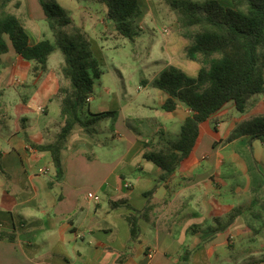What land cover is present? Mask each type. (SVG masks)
<instances>
[{
  "label": "crops",
  "instance_id": "crops-1",
  "mask_svg": "<svg viewBox=\"0 0 264 264\" xmlns=\"http://www.w3.org/2000/svg\"><path fill=\"white\" fill-rule=\"evenodd\" d=\"M219 1L225 6L231 5L229 0ZM140 5L142 8V0ZM101 6L89 3L82 10L88 30L80 26L89 33L92 45L94 37L105 33L106 28H111L116 38L121 36L114 23L106 19L105 6ZM9 7L25 23L32 44L46 35L52 38L49 27L44 29L35 23L34 11L38 19L46 20L36 0H10L7 9ZM96 10L102 12L96 13ZM145 12L142 8L140 17L144 18ZM27 22L31 23L29 28ZM139 40H144L140 34L135 42ZM189 43L176 27L160 45L161 53L165 54L160 70L172 64L196 76L201 65L185 57L184 49ZM9 46V52L1 55L0 63L9 70L21 67L33 87H27V96L17 103V109L22 105L30 107V116L19 110L12 111L8 95L7 99L0 97L7 119L12 120L16 112L17 120L23 122L17 130L4 132L0 128L1 161L10 175L7 178L0 172V232H8L13 237V240L0 238V264H264V193H261V201L246 209L227 231L196 249L204 235L202 230L212 225L215 217L225 216L234 207L244 204L243 195L253 197V193H220L218 189V182L223 186L228 184L222 178L225 162L247 176L248 185L251 182L247 158L237 149L240 144L251 149L264 175L263 141L250 143L249 137L243 136L229 144L222 142L238 122L264 114V94L256 96L237 118H232L230 109L236 107L234 101H230L211 120L201 124L195 149L167 186L164 183L158 186L153 196L157 206L149 221H141V236L128 248L131 232L125 216L133 210L123 206L111 209L110 201L127 198L135 208L145 206L146 192L156 185L162 170L143 155L175 137L190 114L189 109L180 103L174 111L164 110L162 106L168 94L152 87L155 90L153 102L136 96L119 101L116 97L103 98L96 105L98 111L118 110V121L112 118L102 121L92 134L76 127L62 152L63 177L58 178L50 153L37 150L31 143H50L61 129V100L57 95L61 77L48 65L46 71L33 78L29 69L34 63L22 59L10 43ZM152 62L160 63V60ZM149 88L140 80L137 90L140 94ZM90 98L89 102L96 99L93 95ZM54 100L59 105V118L39 127L37 113L42 111L49 116V106ZM126 107L142 110L144 114L127 111ZM227 113L229 121L217 124L214 130L211 122ZM132 119L140 122H132L134 126L130 127ZM222 126L224 135L218 136L216 133ZM204 136L208 137V148L200 151ZM223 150L227 155L224 156ZM126 181L131 183L129 190L124 187ZM89 192L96 193L99 201L89 199ZM252 213H256L255 216ZM190 250L194 252L188 262L185 254Z\"/></svg>",
  "mask_w": 264,
  "mask_h": 264
},
{
  "label": "trees",
  "instance_id": "trees-1",
  "mask_svg": "<svg viewBox=\"0 0 264 264\" xmlns=\"http://www.w3.org/2000/svg\"><path fill=\"white\" fill-rule=\"evenodd\" d=\"M40 1L54 38H42L32 44L23 20L7 12L10 0H1L0 57L10 50V43L18 56L35 64L33 71L38 75L48 69L52 53L57 50L62 53L60 69L65 83L59 82L57 95L61 100L63 124L52 142L31 143L37 150L50 153L57 177L62 178V152L74 129L81 127L92 134L102 121L117 118L119 111H86L87 99L95 90L96 79L103 73L99 60L93 54L92 41L83 28L72 25L71 18L57 0ZM82 1L105 6L106 19L114 23L121 36L133 40L138 35L136 21L142 14L140 0ZM162 1L175 14L179 33L190 41L184 49L185 57L197 61L201 67L198 74L192 76L170 64L153 79L141 80L143 85L168 94L162 106L164 110L174 111L181 103L189 109L190 114L175 137L167 139L161 148L146 151L143 155L162 170L156 185L146 192L148 200L145 206L135 208L127 198L110 201L111 209L123 206L133 210L125 216L131 232L128 248L141 236V221H149L157 206L153 196L158 186L163 183L167 186L166 183L181 163L195 149L200 139L201 124L211 120L230 101H234L237 111L243 113L256 96L264 94V0H232L233 6H225L219 0ZM132 122L138 124L140 121L132 119L129 121L130 127L134 126ZM243 136H248L250 143L255 140L264 142V114L241 120L222 142L229 144ZM246 158L253 178L250 204L238 205L227 215L215 217L214 223L202 230L204 235L196 249L217 234L227 231L246 209L250 210L261 201L264 175L252 151ZM0 172L10 177L2 165L1 154ZM252 214L255 216L256 213ZM0 238L13 240L8 232H0ZM194 250L186 252L188 262ZM125 254H122V258Z\"/></svg>",
  "mask_w": 264,
  "mask_h": 264
},
{
  "label": "rangeland",
  "instance_id": "rangeland-1",
  "mask_svg": "<svg viewBox=\"0 0 264 264\" xmlns=\"http://www.w3.org/2000/svg\"><path fill=\"white\" fill-rule=\"evenodd\" d=\"M229 1H231L230 6H233V1ZM58 2L65 8L67 14L71 18V20H73L72 25H77L79 27L83 25L85 26L86 30H88V25L84 24L85 15L82 10H84L85 5L88 6L89 3L92 4V2L82 0H58ZM36 3L37 5L39 4L41 13H43L41 1L36 0ZM95 5H99V7H102L98 3H95ZM10 7L8 9L6 8V10L8 13L13 14V12L10 10ZM142 8L146 10L145 15L147 14V16L144 15V18L143 16L139 17L136 23L139 27L138 34L142 35V37H144V40L135 42L137 36H135L133 40L124 36H119L118 38H116L115 35H113V33L111 32V28H106L105 33L97 35L98 39L94 37L92 51L94 56L99 60L103 73L101 74L100 78L96 79L95 90L92 94L96 99L93 102L88 101V105L86 107L87 112L90 110L92 113H98L99 111L96 105L97 103L102 101L103 98H112L113 100V97H116V100L119 101L120 98L122 100L136 96L138 99L147 97L151 102L154 101L155 97L153 96V91L155 90H152L150 87L148 90L143 91L139 94L137 87L139 86L140 80L152 79L161 71L160 68L163 64L162 60L165 59V54L161 53L160 45L162 44V41H164L165 38L169 36L176 27H178V23L176 21L175 14L169 10L167 5L162 0H142ZM34 12V17L37 19L35 20V23L43 26L44 29L45 27L46 29H49L47 21L45 19H38L39 17L38 13H36L37 11ZM95 12L101 13L102 11L98 10L97 12L96 10ZM26 24L28 26L27 28L31 26V23L29 24L27 22ZM46 33L48 34L50 33V31L48 30ZM32 34L35 35V32H33ZM46 36L49 37L50 35ZM51 36L52 38H54L52 31ZM104 37H107L108 39ZM158 40H160V43H158ZM102 44H105L104 47L101 46ZM115 44H119L118 47H114ZM154 59L160 60V63L152 62L154 61ZM62 61V53L57 50L51 54L48 65L58 72L59 77H61L60 82L65 83V79L63 78L60 69ZM12 70H9L7 66L2 64V62L0 63V97H5V99H7L8 95V98L12 105V111L16 110L17 112V110H19V113L30 116V107L28 108L26 105H22L17 109V103L19 102L18 100L22 101L23 97L27 96L26 88L33 87V84H28V81L25 79V76L22 73L21 67L19 68V70ZM29 71L33 75V78L37 77V75L33 71V66L30 67ZM24 80H26L25 83ZM102 92L104 94H102ZM101 94L103 97L101 96ZM118 96L119 98H117ZM3 104L4 103L2 102L0 106V128L4 132L17 130L21 127L23 122L17 120L18 113L16 112L13 113L14 118L12 120H8L5 116L6 110H3ZM155 104L157 105V103ZM49 107V116L44 114L42 111L37 113L39 117V127L48 123H54V121L59 118L60 110L57 100H54L52 103H50ZM33 108L37 109L35 105L33 106ZM126 108L127 111L133 110V112H139L138 114H144V111L136 110L134 107ZM230 108L231 106L228 105L227 109ZM155 112L156 111H153V113ZM230 112L232 118H237L241 115L240 112H238L235 108L230 109ZM228 116L229 113L222 117H219L218 119L212 121L210 126L214 129L219 126L217 124H223L225 121H229ZM112 120H114V122L118 121L117 118ZM114 122H112L111 126H114ZM231 122H229V124H231ZM223 127L224 126L221 127L222 130H219V132L216 133L218 136L224 135L223 132L225 131V129L223 131ZM207 140L208 137L204 136V138L202 139V143L200 144V151L207 150ZM237 149L239 153H241L243 158L245 157L246 159V157H249V152L251 151V149L246 147V145L244 146L240 144ZM222 153L224 154V156L227 155V152L224 150L222 151ZM222 172L223 181L227 182L228 184L223 186L222 183L219 184L220 182H218V186L220 185L218 187L220 193H253V178L251 174L249 176L251 182L248 185L247 176L239 173L236 170V167L233 166V164L225 162L222 168ZM250 200L251 196L250 198H246L245 195H243L244 204H248Z\"/></svg>",
  "mask_w": 264,
  "mask_h": 264
},
{
  "label": "built area",
  "instance_id": "built-area-1",
  "mask_svg": "<svg viewBox=\"0 0 264 264\" xmlns=\"http://www.w3.org/2000/svg\"><path fill=\"white\" fill-rule=\"evenodd\" d=\"M87 101H90V97L87 99ZM124 187L127 188V189L131 188V183H130L129 181H126V182L124 183ZM87 197H88L89 199H93V200H95V201H99V199H100V197H99L96 193H94V192H89V193L87 194Z\"/></svg>",
  "mask_w": 264,
  "mask_h": 264
}]
</instances>
